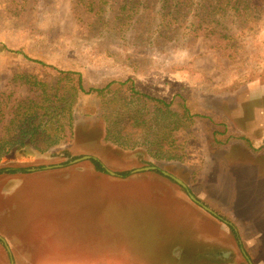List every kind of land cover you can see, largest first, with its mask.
Here are the masks:
<instances>
[{"label": "rangeland", "instance_id": "obj_1", "mask_svg": "<svg viewBox=\"0 0 264 264\" xmlns=\"http://www.w3.org/2000/svg\"><path fill=\"white\" fill-rule=\"evenodd\" d=\"M87 1L0 0L5 114L32 96L20 75L47 90L59 71L79 73L85 91L114 83L103 98L78 96L69 143L0 162L26 171L0 175V264H248L245 256L264 264V142L248 145L243 120L228 111L255 87L264 90V14L230 48L182 30L167 36L156 15L130 19L120 0L85 8ZM131 88L166 103L176 98L175 109L183 102L192 125L176 129L186 121L144 107ZM104 120L121 127L109 141ZM82 157L102 171L91 160L71 164ZM149 167L156 170L132 174ZM211 182L208 198L224 207L201 199Z\"/></svg>", "mask_w": 264, "mask_h": 264}, {"label": "trees", "instance_id": "obj_2", "mask_svg": "<svg viewBox=\"0 0 264 264\" xmlns=\"http://www.w3.org/2000/svg\"><path fill=\"white\" fill-rule=\"evenodd\" d=\"M89 1L85 8L93 7L88 3ZM120 2L128 7L130 19L143 12L156 15L159 20L156 28L160 32L166 31L167 36H175L182 30L190 38L202 37L205 40H215L230 44V48H238V43L256 28L260 17L264 14V0H120ZM171 32L174 34L169 35ZM7 52L19 54L15 51L7 50ZM17 81H21L26 87L30 86L33 89L30 90L32 96L18 101L16 106L10 107L7 114L3 111L5 107L0 104V162L22 149L31 148L42 154L69 143L74 137L76 122L73 109L78 96L94 94L103 98L110 94L109 88L114 84L111 83L104 89L85 91L79 73L60 71L55 88L49 90L39 81L33 79L30 81L28 75L18 76ZM119 85L125 84L119 83ZM130 90L134 92L132 88ZM133 94L138 96L137 99L143 102L144 107L153 106L163 113L175 115L178 122L186 121L176 129L181 131L192 125L193 115L183 102L178 105V109L173 107L176 98L166 103L136 92ZM4 118L5 123H3ZM107 122L105 120L103 122L106 123L103 125L106 140L116 131H121V127L113 130L111 127L113 123L108 122L109 125ZM214 142L218 145L222 144L216 138ZM112 143L119 148H130L117 140ZM91 161L97 170L102 171L99 161L95 159ZM19 172L26 171L6 169L0 164V175H13ZM230 228L233 230L232 227Z\"/></svg>", "mask_w": 264, "mask_h": 264}, {"label": "crops", "instance_id": "obj_3", "mask_svg": "<svg viewBox=\"0 0 264 264\" xmlns=\"http://www.w3.org/2000/svg\"><path fill=\"white\" fill-rule=\"evenodd\" d=\"M251 94L252 95H249L247 97V101H245V97L237 98V104L234 107H228V111L231 112V116L236 117V120H243L244 124L242 125L241 129V132L245 136L243 140L248 142V145L253 148L254 140L258 139L257 141L260 142V148L262 143L264 142V107H262L261 105L262 101H264V90L261 91V89L255 87V91H252ZM219 147L225 146L220 145ZM210 184H212V182L204 185V197L201 199L207 205L210 203H216L217 205H221L217 200H215V198H208L207 193L209 192L207 190Z\"/></svg>", "mask_w": 264, "mask_h": 264}, {"label": "water", "instance_id": "obj_4", "mask_svg": "<svg viewBox=\"0 0 264 264\" xmlns=\"http://www.w3.org/2000/svg\"><path fill=\"white\" fill-rule=\"evenodd\" d=\"M86 160H91V157H82V158H80V159H76V160H74L71 164H77V163H79V162H81V161H86ZM54 168H60V166L46 167L45 170H51V169H54ZM154 170H156V169L153 168V167L143 168V169H138V170L132 171V174L141 173V172H147V171H154ZM105 171H106V173H108V174H110V175H115L114 173H112V172H110V171H108V170H106V169H105ZM29 172H34V170L29 171ZM162 174H163L164 176L170 178V179L173 180L176 184H178L179 186H181L183 189L186 190V185H184L180 180L174 178L173 176H171V175H169V174H167V173H165V172H162ZM186 192L188 193L187 190H186ZM188 195H189V198H190L195 204H197L198 206H200V207H201L202 209H204L206 212L210 213L212 216H214V217H216L217 219L223 221L222 219H220L219 217H217L216 213H214V212H213L212 210H210L208 207H206V206L203 205L201 202H199V201H198L195 197H193L191 194L188 193ZM223 222H224V221H223ZM224 223H226L227 225H229L230 227H232L231 224H229V223H227V222H224ZM232 228H233V227H232ZM233 230H234V228H233ZM0 241L4 243V240H2L1 238H0ZM245 258H246V260L248 261V264H252V263L250 262V260H248V258H247L246 256H245ZM12 264H13V263H12Z\"/></svg>", "mask_w": 264, "mask_h": 264}, {"label": "flooded vegetation", "instance_id": "obj_5", "mask_svg": "<svg viewBox=\"0 0 264 264\" xmlns=\"http://www.w3.org/2000/svg\"><path fill=\"white\" fill-rule=\"evenodd\" d=\"M20 173V172H19ZM161 174H162V172H161ZM163 175V174H162ZM170 179V178H169ZM173 181V180H172ZM184 184V183H183ZM185 185V184H184ZM183 189V188H182ZM185 190V189H184ZM186 191V190H185ZM193 196V195H192ZM194 197V196H193ZM200 202V201H199ZM197 205V204H196ZM200 207V206H199Z\"/></svg>", "mask_w": 264, "mask_h": 264}]
</instances>
